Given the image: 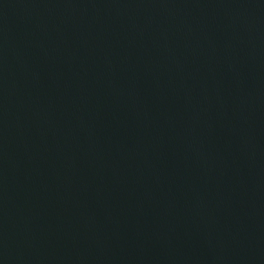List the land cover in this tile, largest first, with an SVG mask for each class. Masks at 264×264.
I'll return each instance as SVG.
<instances>
[{
    "label": "water",
    "instance_id": "95a60500",
    "mask_svg": "<svg viewBox=\"0 0 264 264\" xmlns=\"http://www.w3.org/2000/svg\"><path fill=\"white\" fill-rule=\"evenodd\" d=\"M0 264H264V0H0Z\"/></svg>",
    "mask_w": 264,
    "mask_h": 264
}]
</instances>
